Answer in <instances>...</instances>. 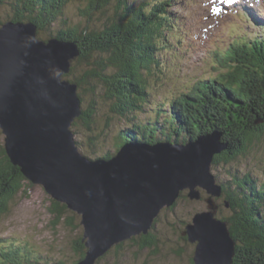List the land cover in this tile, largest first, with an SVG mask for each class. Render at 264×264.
Instances as JSON below:
<instances>
[{"label": "trees", "instance_id": "obj_1", "mask_svg": "<svg viewBox=\"0 0 264 264\" xmlns=\"http://www.w3.org/2000/svg\"><path fill=\"white\" fill-rule=\"evenodd\" d=\"M74 1H84V6L77 9L83 18L89 19L111 5L115 14L105 17L98 26L66 25L63 16L67 5ZM173 1L144 0L136 4L133 0H0V6H8L10 21L33 23L38 39L61 19L64 26L52 31L51 38L77 45L79 53L62 75L76 85L80 106L81 101L85 105L71 124L73 134L78 132V123L90 128L91 118L100 107L92 98L99 96L108 105L107 118L129 123L119 131L116 151L125 142L185 143L215 130L227 148L214 155L212 164L220 160L230 162L264 134V32L249 39L237 37L225 51H216L218 73L198 79L181 94L168 99L165 102L168 109L163 111L161 125H157L162 112L145 104L150 102L147 81L155 72H161L164 61L160 63V53L171 49L176 29L169 12ZM248 6L245 1L243 11H236L248 16ZM145 111L151 116L141 122L137 115ZM91 138L87 142L93 145ZM110 156L107 152L99 157ZM231 176L232 184L230 181L219 184L220 196L224 203H229V214L221 218L227 222L235 241L232 264H264V183L257 185L247 174ZM25 180L0 140V215L7 210L8 201L23 188ZM49 199V211L57 223L68 209L64 203ZM66 218L68 224L73 222V215ZM155 238L150 231L132 236L115 244L95 264L111 253L113 262L104 264H121L125 252L131 249L129 246L137 250L151 248L156 245ZM72 244L77 259L71 264H75L84 257L86 247L82 236H77ZM190 263L193 264L192 259ZM0 264H40V260L26 243L0 239Z\"/></svg>", "mask_w": 264, "mask_h": 264}, {"label": "water", "instance_id": "obj_2", "mask_svg": "<svg viewBox=\"0 0 264 264\" xmlns=\"http://www.w3.org/2000/svg\"><path fill=\"white\" fill-rule=\"evenodd\" d=\"M78 53L72 41L38 39L31 22L0 26L3 147L26 179L80 215L86 251L75 264H95L115 244L148 232L180 191L198 197L196 185L211 196L208 210L195 212L183 232L195 244L193 264H232L235 241L212 198L221 186L210 164L227 148L220 133L185 143L130 141L109 158L86 157L70 129L81 113L77 88L62 78Z\"/></svg>", "mask_w": 264, "mask_h": 264}, {"label": "rangeland", "instance_id": "obj_3", "mask_svg": "<svg viewBox=\"0 0 264 264\" xmlns=\"http://www.w3.org/2000/svg\"><path fill=\"white\" fill-rule=\"evenodd\" d=\"M140 1L144 0H133L136 4ZM245 1L250 4L248 16L238 12L242 11L240 9ZM84 4V1H74L67 5L63 16L66 25L84 27L94 23L98 26L105 17L115 14L111 5L104 13L83 18L78 15L77 9ZM8 9L7 5L0 6V26L9 21ZM169 12L176 23L171 49L160 53V63L164 61L161 72H155L147 81V99L150 102L145 104L158 107L162 112L157 118V125H161L163 111L168 109L165 104L168 99L181 94L198 79L214 77L218 73L216 51L222 53L237 37L249 39L264 32V0H174ZM62 26L61 19H57L41 39L49 42L51 32ZM98 98H92L100 107L91 118L90 128L78 123V132L73 134L79 152L88 158H96L107 152L111 156L116 153L119 131L129 124L117 118H107L110 116L108 105L102 102V97ZM81 106L85 107L82 101ZM149 116L151 113L147 111L137 115L141 122ZM89 136L93 145L87 142ZM160 138L163 139L162 136ZM0 140L3 144L1 128ZM210 170L218 184L227 181L232 184L231 175L242 177L244 174L250 175L257 185L264 183V134L253 140L247 151L234 160L211 162ZM195 189L199 191L198 197H189V189H184L180 191L182 196L179 195L172 205L163 206L154 217L155 221L148 231L156 237V245L143 250L129 246L131 249L125 252L121 264H191L195 244L184 239L183 232L195 212L208 210L206 200L211 196L204 188L196 185ZM220 195L212 197L217 204L215 215L219 218L229 214V203L225 205ZM49 198L52 197L42 185L26 179L23 188L8 201L7 210L0 215V239L26 243L39 256L40 264H71L77 259L72 243L77 236L83 235L80 215L67 208L68 212L55 223L54 215L49 211ZM66 215H73L71 224H68ZM113 260L111 253L98 264Z\"/></svg>", "mask_w": 264, "mask_h": 264}]
</instances>
